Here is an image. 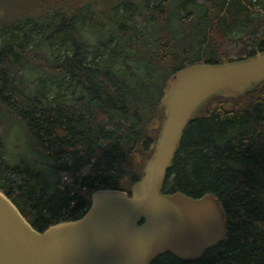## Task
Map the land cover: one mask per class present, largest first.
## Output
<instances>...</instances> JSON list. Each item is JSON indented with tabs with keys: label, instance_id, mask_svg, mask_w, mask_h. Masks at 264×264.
Returning <instances> with one entry per match:
<instances>
[{
	"label": "trees",
	"instance_id": "16d2710c",
	"mask_svg": "<svg viewBox=\"0 0 264 264\" xmlns=\"http://www.w3.org/2000/svg\"><path fill=\"white\" fill-rule=\"evenodd\" d=\"M48 1L23 12L0 0V111L25 125L55 175L50 183L26 161L11 164L0 121V191L40 232L81 217L94 191L130 194L153 153L170 76L264 51V0H125L104 21L91 3ZM234 26L241 35H229ZM162 191L214 195L227 226L199 260L166 253L151 264H264V88L207 100Z\"/></svg>",
	"mask_w": 264,
	"mask_h": 264
},
{
	"label": "water",
	"instance_id": "95a60500",
	"mask_svg": "<svg viewBox=\"0 0 264 264\" xmlns=\"http://www.w3.org/2000/svg\"><path fill=\"white\" fill-rule=\"evenodd\" d=\"M264 88V51L222 64H193L167 81L161 126L142 177L130 190L94 191L85 213L38 231L0 191V264H151L163 254L197 261L222 243L227 219L212 194L162 191L184 130L215 96L238 98Z\"/></svg>",
	"mask_w": 264,
	"mask_h": 264
},
{
	"label": "rangeland",
	"instance_id": "374dc122",
	"mask_svg": "<svg viewBox=\"0 0 264 264\" xmlns=\"http://www.w3.org/2000/svg\"><path fill=\"white\" fill-rule=\"evenodd\" d=\"M11 1L14 4V6L16 7L18 6L23 12L30 11L38 3L40 4V7H43L41 3L42 0H11ZM58 1L60 0H49L47 5H50V3L55 4ZM75 1L81 2V0H75ZM120 1L124 2L125 0H82V3L84 4L91 3L93 5V9L97 11L98 14H100V19L104 21L105 19L111 17V9H113L115 5L121 3ZM127 1H134V0H127ZM12 3H10V5H12ZM188 12L189 10L187 9L186 13ZM199 14L200 12L198 11V15ZM94 34L96 36H99L95 32ZM241 34L242 33L239 31L238 26L236 27L234 26L229 30V35L231 37H237ZM100 36L103 37L104 34L102 33ZM57 47L58 46H55V48ZM28 75L30 74L28 73ZM46 84L48 88L49 87L52 88L54 86L52 90H50V94L58 91V87L56 85L52 86L50 81H48V83ZM0 121L4 122L5 129L7 128L8 130V133L4 140L5 158L8 159L11 164H18L21 161L28 162L31 166L37 168V170L41 172V174L45 177L47 182L51 183L55 177V175H52L53 174L52 162L49 159L41 156L40 153H38V151L33 147L31 140L29 139L28 131L25 125L21 123L20 120L15 115H12V113L11 114L6 112L3 113L2 111H0Z\"/></svg>",
	"mask_w": 264,
	"mask_h": 264
}]
</instances>
